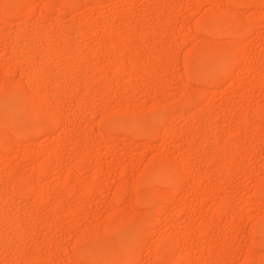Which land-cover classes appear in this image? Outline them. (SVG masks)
I'll return each instance as SVG.
<instances>
[{"label": "rangeland", "instance_id": "1", "mask_svg": "<svg viewBox=\"0 0 264 264\" xmlns=\"http://www.w3.org/2000/svg\"><path fill=\"white\" fill-rule=\"evenodd\" d=\"M234 1L0 0V264H264V0Z\"/></svg>", "mask_w": 264, "mask_h": 264}, {"label": "bare ground", "instance_id": "2", "mask_svg": "<svg viewBox=\"0 0 264 264\" xmlns=\"http://www.w3.org/2000/svg\"><path fill=\"white\" fill-rule=\"evenodd\" d=\"M57 1H58V0H57ZM68 1H69V3L72 1V2H71V4H72L74 0H68ZM231 1H234V0H231ZM238 1H239V0H236V3H237ZM51 2H53V1H51ZM51 2H50L49 4H52ZM60 2H61V1H60ZM60 2H59V3H60ZM78 2H79V0H78ZM234 2H235V1H234ZM6 3H7V2H6ZM31 3H32V2H31ZM31 3H30V4H31ZM56 3H57V2H56ZM13 4H14V3H13ZM19 4H20V3H19ZM49 4H48V5H49ZM53 4H54V3H53ZM61 4H62V3H61ZM46 5H47V4H46ZM10 6H11V5H10ZM10 6L7 5V11H8V12H9V10L12 11L11 9H12L13 7L11 8ZM15 6H16V4L14 5V7H15ZM50 6H52V5H50ZM17 7H18V6H17ZM53 7H55V6L53 5ZM14 9H15V8H14ZM16 9H17V8H16ZM18 11H19V10H18ZM12 13H13V12H12ZM225 13H227V12H225ZM219 14H220V13H219ZM17 15H18V14H17ZM221 15H222V14H221ZM228 16H229V14H228ZM18 17H19V16H18ZM20 17H21V16H20ZM20 17H19V18H20ZM208 17H209V15H208ZM219 17H221V16L219 15ZM20 19H21V21H22V18H20ZM23 20H24V19H23ZM221 20H222V19H221ZM227 20H228V18H227ZM21 21H19V23H21ZM214 22H215V21H214ZM221 23H225V22H221ZM210 24H211V23H210ZM210 24H209V25H210ZM213 24H214V23H213ZM228 24H229V23H228ZM19 25H20V24H19ZM245 25H246V24H245ZM227 26H229V25H227ZM211 27H212V26H211ZM219 27H220V26H219ZM219 27H218V29H219ZM229 28H230V30L233 29V28H231V26H230ZM229 28H225V31H226V29H227L226 32H229V31H228ZM252 28H253V27H252ZM252 28H251V29H252ZM23 29H24V28H23ZM82 29H83V28H82ZM214 29H215V28H214ZM214 29H213V31H214ZM238 29H239V30H238ZM36 30H37V29L35 28L34 31H36ZM80 30H81V28H80ZM155 30H156V29H155ZM211 30H212V28H211ZM234 30H235V28H234ZM244 30H246V29H244ZM22 31H23V30H22ZM24 31L27 32L28 30H25V29H24ZM34 31L32 30V32H34ZM37 31L40 32V30H37ZM37 31H36V32H37ZM52 31H53V30H52ZM151 31H152V30H151ZM206 31H207V30H206ZM216 31H217V30H216ZM225 31H224V33H225ZM238 31H240V28H237L234 32H232V31H231V32L233 33V35H238V36L243 35V32L241 33V32H238ZM5 32H6V31H5ZM19 32H21V31H19ZM29 32H31V31L29 30ZM36 32H35V33H36ZM39 32H38V33H39ZM41 32H42V31H41ZM50 32H51V31H50ZM84 32H85V30H84ZM23 33H25V32H23ZM48 33H49V32H48ZM145 33L148 34V32H145ZM152 33H153V32H152ZM152 33H151V34H152ZM155 33L157 34V32H155ZM208 33H209V31H208ZM214 33H215V31H214ZM4 34H5V33L2 32V34H0V35H3V36H4ZM9 34H12V33H9V32H8V35H7V33H6V34H5V37H6V35H7V37H8V36L10 37ZM39 34H40V33H39ZM42 34H44V33L42 32ZM51 34H53V32H52ZM85 34H86V33H85ZM221 34H223V32H222ZM29 35H30V34H29ZM33 35H34V33H33ZM80 35H81L80 37H83V36H82V35H83L82 33H81ZM145 35H146V34H145ZM149 35H150V34H149ZM153 35L155 36V34H153ZM153 35H152V36H153ZM35 36H36L37 38L40 37V36H38V34H35ZM35 36H34V37H35ZM66 36H67V35H66ZM152 36H151V37H152ZM44 37H45V36H44ZM148 37H149V36H148ZM148 37H147V38H148ZM32 39H33V38H32ZM38 39H40V38H38ZM33 40H35V39H33ZM121 40H122V39H121ZM121 40L119 41V43H117L118 45H120ZM31 41H32V40H31ZM31 41H30V42H31ZM36 41H37V40H36ZM36 41H34V42H32V43H29V45H30V50H31V49H32V50H35V49H36V48H35V42H36ZM37 42H38V41H37ZM122 43H123V42H121V44H122ZM125 43H126V42H125ZM237 43H238V42H237ZM126 44H128V43H126ZM126 44H125V45H126ZM203 46H204V45H203ZM203 46H202V47H201V46H198V47H201V48L203 49ZM235 46H236V45H235ZM58 47H59V48H58L57 50L54 51V55H55V57H56L57 59H60V60H61V59H63L64 57H67L66 55H69V54H68V51H69V50H68V49H69L68 47H66V46H62V45H61V47H60V46H58ZM123 47H124V46H123ZM206 47H207V46H206ZM209 47H210V46H209ZM209 47H208V48H209ZM227 47H228V46H227ZM232 47H234V45H233ZM236 47H237V46H236ZM28 48H29V46H28ZM67 48H68V49H67ZM141 48H142V47H141ZM224 48H225V47H224ZM239 48H240V47H239ZM125 49H126V48H125ZM127 49H128V48H127ZM205 49H206V48H205ZM209 49H210V48H209ZM236 49H237V48H236ZM52 50H53V49H52ZM130 50H131V49H129V51H130ZM203 50H204V49H203ZM218 50H219V49H217V52L219 53ZM225 50H226V49H225ZM239 50H241V49H239ZM71 51H72V50H71ZM123 51H125V50H123ZM127 51H128V50H127ZM35 52H36V51H35ZM69 52H70V51H69ZM131 52H132V50H131ZM200 52H201V51H200ZM263 52H264V51H263ZM237 53H238V52H237ZM70 54H71V53H70ZM125 54H126V53H125ZM128 54H129V52H128ZM208 55H209V54H208ZM212 55H213V54H212ZM235 55H236V54H235ZM263 55H264V53H263ZM205 56H206V55H205ZM223 56H224V55H223ZM69 57H71V56H69ZM212 57H213V56H212ZM219 57H221V56H219ZM225 57H226L227 59H232V58H233L232 54L229 53V52H228V54H226ZM213 58H214V57H213ZM238 58H239V57H238ZM238 58H236V59H238ZM136 59H137V58H136ZM136 59H134V61H135ZM28 60H29V59H28ZM28 60H27V61H28ZM199 60H200V59H199ZM233 60L235 61V59H233ZM238 60H239V59H238ZM31 61H32V59H30L28 62L30 63ZM56 61H57V60H56ZM58 61H59V60H58ZM61 61H62V60H61ZM224 61H225V59H224ZM229 61H230V60H229ZM124 62H126V61H124ZM136 62H137V61H136ZM195 62H196V61H195ZM205 62H206V61H205ZM29 63H28V64H29ZM127 63H128V62H127ZM201 63H202V61H201ZM207 63H209V62H206L205 64H204V62H203L202 64H204V65H202V67L204 66V67H203V68H205L204 70L208 72V70H206V69L208 68V67H207V66H208ZM212 63H213V62H212ZM212 63H211V64H212ZM21 64H22V63H21ZM24 64H25V61H23L22 66H17V67H16V72L21 73V75H24V77L26 76V77L33 78V79H34V80H33L34 82H41V81L43 82L44 79L49 78V76H50L49 73H50V70H51V69H48V68H45V67H44V68H41V67H40V68H36V67H34V66H31V65H29V67H27L28 64H27V65H24ZM30 64H31V63H30ZM122 64H123V63H122ZM213 64H214V63H213ZM32 65H33V62H32ZM206 65H207V66H206ZM215 65L217 66V63L214 64V66H215ZM24 66H26L27 68H25ZM124 66H125V64H124ZM193 66H194V65H193ZM214 66H213V67H214ZM216 66H215V67H216ZM218 66H219V65H218ZM38 67H39V66H38ZM125 67H126V66H125ZM200 67H201V66H200ZM206 67H207V68H206ZM118 68L120 69L121 67H118ZM122 68H123V67H122ZM122 68H121V69H122ZM126 68H127V67H126ZM131 68H133V69L135 70V69L138 68V67L136 66V68H134V67H131ZM192 68H193V67H192ZM216 68H217V67H216ZM98 69H99V67H98ZM121 69H120V70H121ZM138 69H139V68H138ZM201 69H202V68H201ZM230 69H231V68H230ZM13 70H15V69H13ZM116 70H117V69H116ZM120 70H119V71L117 70V71H118V74H119V72H121ZM131 70H132V69H130V71H131ZM192 70H193V72L195 71L194 69H192ZM225 70H226V69H225ZM228 70H229V69H228ZM107 71H108V70H107ZM117 71H116V72H117ZM137 71H138V70H137ZM200 71L203 72V69L200 70ZM51 72H52V71H51ZM97 72H98V71H97ZM198 72H199V70H198ZM209 72H210V71H209ZM121 73H123V72H121ZM121 73H120V74H121ZM51 74H52V73H51ZM103 74H104V73H103ZM118 74H115V75H117V77H118V76H119ZM130 74H131V72H130ZM132 74H133V73H132ZM191 74H192V72H191ZM194 74H195V73H194ZM205 74H206L205 76L207 77V74H209V73H205ZM135 75H138V74H135ZM100 76H101V75L99 74V77H100ZM195 76H196V75H195ZM201 76H202V75H201ZM208 76H209V75H208ZM71 77H72V76H71ZM102 77H104V76L102 75ZM206 77H205V78H206ZM115 78H116V77H115ZM119 78H120V77H119ZM74 79H75V78H74ZM102 79H103V78H102ZM68 80H69V79H68ZM70 80L73 81V79H71V78H70ZM76 80H77V79H76ZM76 80H75V81H76ZM80 80H81V79H80ZM99 80H100V79H99ZM116 80H117V79H116ZM195 80H196V79H195ZM224 80H225V79H224ZM72 81L70 82L69 86H72V87H73V83H74L75 81H73V83H72ZM7 82H8V81H7ZM58 82H59V81H58ZM94 82H95V81H94ZM94 82H93V83H94ZM99 82H100V81H99ZM215 82H216V81H215ZM219 82H220V81H219ZM59 83H60V82H59ZM68 83H69V82H68ZM71 83H72V85H71ZM97 83H98V82H97ZM109 83H110V82H109ZM113 83H115V82H113ZM113 83H112V84H113ZM105 84H106V83H105ZM107 84H108V83H107ZM110 84H111V83H110ZM221 84H222V83H221ZM56 85L59 87V84H56ZM8 86H9V84H8ZM22 86H23V85H22ZM57 86H56V87H57ZM75 86H76V85H75ZM77 86H78V85H77ZM77 86H76V87H77ZM91 86H92V85H91ZM94 86H95V84H94ZM111 86H112V85H111ZM58 87H57V88H58ZM72 87H71V88H72ZM1 88H2V86H1ZM1 88H0V90H2ZM78 88H79V86H78ZM92 88H93V86H92ZM58 89H59V88H58ZM93 90H94V88H93ZM27 91H28V89H27ZM27 91H26V92H27ZM89 92H90V91H89ZM74 94H75V93H74ZM94 94H95V93H94ZM90 96H91V95H90ZM88 98H89V97H88ZM35 108H36V107H35ZM61 108H63V107H61ZM64 108H65V107H64ZM11 112H12V111H11ZM55 113H57V112H55ZM59 114H60V113H59ZM13 115H14V114H13ZM30 115H31V114H30ZM54 115H55V114H54ZM60 115H61V114H60ZM37 117H38V116H37ZM70 118H71V117H70ZM70 118L67 117V116H64V115H63V117H62V119H61V123L63 124L64 127L67 126L68 124H70ZM59 119H60V118H59ZM81 119H82V118H81ZM156 120H157V119H156ZM158 120H160V119H158ZM52 121H53V119H52ZM72 121L74 122V120H72ZM75 121H76V120H75ZM253 121H254V120H253ZM253 121H252V123L254 124L255 121H254V122H253ZM41 122H42V121H41ZM41 122H40V125H41ZM43 122H44V121H43ZM45 122H46V121H45ZM80 122H81V121H80ZM250 122H251V121H250ZM1 123H2V122H1ZM36 123H37V122H36ZM53 123H54V122H53ZM54 124H55V123H54ZM37 126H38V125H37ZM116 126H117V125H116ZM199 126H200V124H199ZM199 126H198V127H199ZM46 127H47V126H46ZM133 127H134V126H133ZM52 129H53V128H52ZM54 129H55V128H54ZM204 129H205V128H204ZM48 130H49V129H48ZM200 130H202V129H200ZM200 130L198 129V131H194V133L191 134V137H192V138L189 137L187 140L189 141V140H191V139H194V138L199 137V135L202 134ZM1 131H2V130H0V132H1ZM204 131H205V130H204ZM105 132H106V131H105ZM146 133H149V132H146ZM203 133H204V132H203ZM205 133H207V132H205ZM101 134H103V133H101ZM207 134H208V133H207ZM205 135H206V134H205ZM205 135L203 134L202 137H205V138L207 137V138H208V136H205ZM103 136H104V135H103ZM5 137H6V136H5ZM202 137H201V138H202ZM209 137H210V136H209ZM10 138H11V137H10ZM109 138H110V137H108V139H109ZM199 138H200V137H199ZM199 138H198V139H199ZM201 138H200V139H201ZM202 139H203V138H202ZM13 140H14V139H13ZM204 140H207V139H204ZM193 142H194V141H193ZM191 144H192V143H191ZM228 145H229V144H228ZM226 146H227V145H226ZM229 146H230V145H229ZM224 147H225V146H224ZM229 148H230V147H229ZM231 148H232V147H231ZM222 149H223V147H222ZM215 156H216V155H215ZM218 157H219V156H218ZM211 159H212V158H211ZM213 159H214V158H213ZM214 160H216V158H215ZM218 160H219V159H218ZM51 161H52V160H51ZM51 161H50V162H51ZM53 162H54V161H53ZM46 163H47V162H46ZM54 163H55V162H54ZM155 163H156V162H155ZM157 163H158V165H159V162H157ZM157 163H156V164H157ZM179 163H180V162H179ZM216 163H217V162H216ZM48 164H49V163H48ZM51 164H52V163H50V166H51ZM156 164H155V165H156ZM166 164H167V163H166ZM175 164H176V163H175ZM44 165H45V164H44ZM168 165H169V163H168ZM172 165H173V164H172ZM179 165H180V164H179ZM153 166H154V164H153ZM159 166H160V167H159ZM159 166H158V171L155 170V173H156V172H161V173L163 174V176H165V178L169 180V183H170V181H171V183H170L169 185H171V184L173 183V185L175 186V189L177 188V190L180 188L181 184L183 183V180H184L185 175H187V177H188V174H190V172L193 171V169L191 168L192 171H190V170H191V169H190V170H187V171L185 170L186 173H185L184 171H182V172H183V173H182V172L180 171V170L182 169V167H181V169H180L178 165L171 166V167H170V166H167V165H162V166L159 165ZM180 166H181V165H180ZM39 167H40V166H39ZM41 168H42V167H41ZM45 168H46V167H45ZM154 169H156L155 166H154ZM42 170H43V168H42ZM152 170H153V169H152ZM46 171H47V170H46ZM96 171H97V174H96V175H98V176H95V177H99V176H101V173L99 172V170H96ZM149 172H150V171H149ZM151 172H152V171H151ZM194 172H195V171H194ZM37 174H38V171H37ZM41 174H42V173H41ZM148 174H150V173H148ZM168 174H170V175H168ZM151 175H152V173H151ZM191 175H193V174H191ZM191 175H190V176H191ZM147 176H148V175H147ZM158 176H159V175H158ZM163 176H162V177H163ZM155 177H156V176H155ZM160 177H161V175H160ZM204 177H205V176H204ZM151 178H152V176H151ZM188 178H189V177H188ZM205 178H206V177H205ZM205 178H204V179H205ZM28 179H29V178H28ZM161 179H162V178H161ZM201 179L203 180V176H202ZM201 179H200V180H201ZM185 180H186V179H185ZM164 182H165V181H164ZM22 183H23V182H22ZM24 183H25V182H24ZM165 183H166V182H165ZM165 183H164V184H165ZM162 184H163V183H162ZM26 185L28 186V184H26ZM144 185H145V184H144ZM148 185H149V184H148ZM183 185H184V183H183ZM24 187H25V185H24ZM124 187H125V186H124ZM261 187H264V185H262ZM95 188H96V187H95ZM181 188H182V186H181ZM124 189H125V188H124ZM175 189H174V190H175ZM262 189H263V188H262ZM90 190H91V189H90ZM126 190H127V189H126ZM91 191H92V190H91ZM121 193H122V192H121ZM121 193H120V194H121ZM120 196H121V195H120ZM120 196H119V198H120ZM122 196H123V195H122ZM143 198H144V196H143ZM8 199H9V198H8ZM62 199H63V198H62ZM64 199H65V198H64ZM121 199H122V197H121ZM144 199L147 200V197L144 198ZM140 200H141V199H140ZM152 201H153V200H152ZM62 202H63V201H62ZM64 202H65V201H64ZM66 202H67V201H66ZM66 202H65V203H66ZM145 202H146V201H145ZM148 202H149V204H150V201H148ZM154 202H155V201H154ZM59 203H61V202H59ZM143 203H144V201H143ZM63 204H64V203H63ZM147 204H148V203H147ZM6 205H7V202L5 201V199H3L2 201H0V224H1L0 226L3 225V219H5V218L7 217V216L4 217L5 214L2 213V209L4 210V208L6 207ZM61 205H62V203H61ZM224 205H225V204H224ZM226 205H227V204H226ZM226 205L224 206V207H225L224 210H221V211H224L225 214H229V211H230L231 208H230V205H227V206H226ZM60 207H62V206H60ZM229 208H230V209H229ZM59 209H60V208H59ZM56 211H58V210H56ZM3 212H4V211H3ZM230 212H231V211H230ZM220 213H221V212H220ZM2 214H4V215H2ZM229 215H230V214H229ZM8 218H9V217H8ZM8 218H6V219H8ZM11 220H12V219H11ZM15 220H17V219H15ZM15 220H14V221H15ZM53 220H54V219H53ZM53 220H52V221H53ZM59 220H60V219H59ZM59 220H58V221H59ZM214 220H215V219H214ZM6 221H7V220H6ZM6 221H5V222H6ZM58 221H57V222H54V221H53V223H54L56 226L59 224V227H60V225H61L60 223H61V222L58 223ZM12 222H13V221H12ZM16 222H17V221H15V224L17 225ZM146 222H147V221H146ZM210 222H211V220H210ZM18 223H20V222H18ZM53 223H52V225H53ZM144 223H145V222H144ZM15 224L12 223L13 226H10V228H12V227H14V229L16 228V229H17V230L15 229V232H16V231H18V230L20 229V226H19V225H18V226H14ZM20 225H21V224H20ZM52 225H50V226H52ZM209 226L211 227V225H209ZM212 226H213V225H212ZM263 226H264V225H263ZM3 227H4L5 230H7V229L5 228V226H3ZM6 227H7V226H6ZM54 227H55V226H54ZM1 228H2V227H1ZM1 228H0V229H1ZM10 228H9V229H10ZM2 229H3V228H2ZM12 229H13V228H12ZM12 229L7 230V232H8V231H11ZM203 229H204V228H203ZM205 229H207V228L205 227ZM205 229L202 230V231H205ZM210 229H211V228H210ZM21 231H22V230H21ZM209 231H210V230H206V233H209ZM2 232H3V231H2ZM12 232H14V231H12ZM12 232H10V233H12ZM210 232H211V231H210ZM10 233H9V235H10ZM0 234H1V233H0ZM7 235H8V234H7ZM205 236H206V235H205ZM5 240H6V239H5ZM170 240H171V239H170ZM170 240H169V241H170ZM1 241H2V240H1ZM169 241H168V242H169ZM174 241H175V240H174ZM178 241H179V240H178ZM4 242H5V241H4ZM165 242H166V241H165ZM168 242H167V243H168ZM179 242H180V241H179ZM179 242H177V243H179ZM180 243H181V242H180ZM6 244H8V243L5 242V244H4V243L2 244V242H1L0 246L2 245V247H4V248L6 247V248H7L8 246H7ZM169 244H170V243H169ZM258 244H259V243H258ZM165 245H166V243H165ZM178 245H179V244H178ZM181 245H182V244H181ZM168 247H169V246H168ZM172 248H173V246H172ZM24 250H25V249H24ZM21 251H22V250H21ZM26 251H27V250H26ZM26 251H23V252L21 253L20 256L23 255V256L25 257V256H26L25 254H27ZM29 251H30V250H29ZM173 251H174V250H173ZM19 252H20V251H19ZM160 252H161V251H160ZM39 254H40V253H39ZM41 254H42V253H41ZM43 254H45V253H43ZM127 255H128V254H127ZM166 255L171 256L170 254H166ZM166 255H165V257H166ZM23 256H22V257H23ZM35 256H36V255H35ZM40 256H41V255H39V257H40ZM218 256H219V255H218ZM22 257H21V258H22ZM100 257H101V256H100ZM115 257L117 258V256H115ZM122 257H123V256H122ZM36 258H37V257H36ZM48 258H49V257H48ZM163 258H164V257H163ZM23 259H24V258H23ZM38 259H39V258H38ZM38 259H37V262L40 261L39 263L41 264V261H42V262L44 261V260H42V259H45V258L42 257V258H40V260H38ZM50 259H51V257H50ZM114 259H115V258H114ZM168 259H169V258H168ZM250 259H251V258H250ZM45 260H46V259H45ZM51 261H52V260H51ZM119 261H120V260H119ZM125 261H127V260H125ZM186 261H188V260H186ZM186 261H184V262L186 263ZM47 262H48V261H47ZM54 262H55V261H54ZM178 262H179V261H178ZM180 262H181V261H180ZM180 262H179V263H180ZM184 262H183V263H184ZM35 263H36V262H35ZM185 263H184V264H185ZM189 263H190V262H189ZM180 264H181V263H180Z\"/></svg>", "mask_w": 264, "mask_h": 264}]
</instances>
